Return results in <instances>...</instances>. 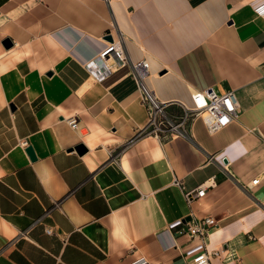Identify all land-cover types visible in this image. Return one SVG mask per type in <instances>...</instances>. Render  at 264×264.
<instances>
[{"label": "crops", "instance_id": "0c3cea01", "mask_svg": "<svg viewBox=\"0 0 264 264\" xmlns=\"http://www.w3.org/2000/svg\"><path fill=\"white\" fill-rule=\"evenodd\" d=\"M262 3L0 0V264H189L198 240L169 226L191 213L216 221L209 264H264ZM108 35L127 63L98 57ZM141 60L176 123L192 90H233L237 117L214 133L200 116L148 133Z\"/></svg>", "mask_w": 264, "mask_h": 264}, {"label": "built area", "instance_id": "2783aa9c", "mask_svg": "<svg viewBox=\"0 0 264 264\" xmlns=\"http://www.w3.org/2000/svg\"><path fill=\"white\" fill-rule=\"evenodd\" d=\"M255 10L257 14L264 16V3L257 6ZM98 57L103 61L113 58L122 64L127 63L128 58L122 36L119 35L116 40L107 42ZM130 65L132 76L138 85L140 100L147 109L148 122L144 130L148 133H160L165 137L171 136L172 132L178 128V125L183 124L194 116H200L207 130L214 133L226 127L238 115L239 102L233 90H227L224 93H218L212 89L192 90L190 93L191 107H183L185 113L180 118L179 123H176L165 114L163 104L156 99L153 92L143 81L148 76V63L145 60H141ZM68 124L70 128H75L77 125L76 118L70 117ZM21 144L26 146V142ZM256 183V179L252 180L249 185L243 186V190L249 193L250 185L252 186ZM206 190V185H200L194 190L186 192V202L190 203L203 197ZM50 211L51 209L46 210L44 216H49ZM215 226L216 221L212 216L200 218L193 213L189 215V220H178L169 226L174 229L178 228L175 232L179 235L187 236L189 240H198L195 245L185 252V256L189 259V264H209L211 256L219 258V250L209 252L206 247L209 233ZM45 233L51 235L53 231L51 228H47ZM237 264L241 263L238 262Z\"/></svg>", "mask_w": 264, "mask_h": 264}, {"label": "water", "instance_id": "95a60500", "mask_svg": "<svg viewBox=\"0 0 264 264\" xmlns=\"http://www.w3.org/2000/svg\"><path fill=\"white\" fill-rule=\"evenodd\" d=\"M106 39H108L109 41H112V37H111L110 35L106 36ZM11 45H12V44H11V41H10V40H5V42H4V46H5L6 48H9ZM10 107L13 108L12 105H10ZM75 150H76V151L78 152V154H80V155L83 154V153L86 151L85 148H84L82 145H78V146H76ZM26 153L28 154V156H29V158H30L31 160H34V159H35V155H34V152H33V150H32L31 147H27V148H26ZM185 220H189V218H186Z\"/></svg>", "mask_w": 264, "mask_h": 264}, {"label": "bare ground", "instance_id": "6f19581e", "mask_svg": "<svg viewBox=\"0 0 264 264\" xmlns=\"http://www.w3.org/2000/svg\"><path fill=\"white\" fill-rule=\"evenodd\" d=\"M105 61H106L107 65L109 67H113L115 65V63H116V62H114V59L113 58L107 59Z\"/></svg>", "mask_w": 264, "mask_h": 264}]
</instances>
